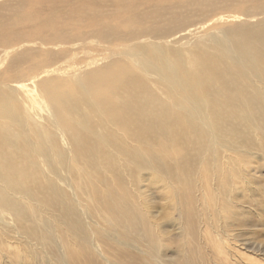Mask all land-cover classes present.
<instances>
[{
  "label": "bare ground",
  "instance_id": "bare-ground-1",
  "mask_svg": "<svg viewBox=\"0 0 264 264\" xmlns=\"http://www.w3.org/2000/svg\"><path fill=\"white\" fill-rule=\"evenodd\" d=\"M71 2L33 14L0 4V44L48 31L46 45L53 30L84 22L85 40L134 42L139 54L128 52L131 65L114 61L81 76L93 77L79 82L81 92L62 89L56 78L6 84L7 92L0 88V229L15 231L18 239L6 248L0 243L6 252L0 264L38 258L41 264H108L93 243L72 248L65 239L62 258L55 236L42 229L53 218L70 220L84 232L100 227L95 217L108 230L97 242L108 246L114 260L118 254L110 242L129 248L128 239H117L116 225L137 219L162 263L257 264L247 257L261 255L259 250L242 254L241 238L254 221L250 216L264 224V0H214L211 16H226L211 24L208 31L217 32L208 44L169 41L184 20L167 22L168 8L145 11L132 4L113 17L120 24L96 29L98 13L89 15ZM146 14L154 15L151 25ZM229 16L237 23L226 22ZM50 23L58 26L49 30ZM69 35L57 34L58 43H67ZM25 50L12 61L23 69H15L17 76L29 80L50 65L34 62ZM9 52L3 49L2 57ZM110 150L133 164L123 170L129 182L114 171ZM139 167L146 174L134 181ZM27 176L33 183L24 181ZM33 195L46 198L41 212L23 207L35 201ZM13 222L24 228V240ZM121 254L137 264L134 254ZM144 258L155 264L147 253Z\"/></svg>",
  "mask_w": 264,
  "mask_h": 264
},
{
  "label": "rangeland",
  "instance_id": "rangeland-1",
  "mask_svg": "<svg viewBox=\"0 0 264 264\" xmlns=\"http://www.w3.org/2000/svg\"><path fill=\"white\" fill-rule=\"evenodd\" d=\"M59 1V2H58ZM60 1L62 0H0V4L5 2L14 3V6H17L18 9L22 10V12L26 14H33L35 11L39 12L40 9H44L45 6H48L50 8H53L57 6L58 4L61 5ZM67 1V0H65ZM148 1L150 4H142L141 2ZM214 0H72L71 3H73V6L79 7L78 9L85 10L89 15L93 13H98L96 16L97 18L93 21L94 28L96 29H112L115 25L120 24L119 19H113L116 15H119L120 12L127 11L132 4H135L139 8H144L145 11H162L164 8H168L170 16L166 20L167 22H170L172 24H178L180 20H184L183 26L178 29V31L174 33L172 32V36H168L169 41H177L178 39H183V41H189L191 43L195 42H203L205 44H208V39L211 37H214L216 34V30L208 29L211 27V24L218 19L226 16V14H221L216 17L211 16L212 9L210 8L212 5H214ZM135 6V7H136ZM208 6V9H207ZM45 10V9H44ZM211 10V11H210ZM144 12V11H143ZM163 14V13H162ZM152 14H146V23L151 25L153 20ZM91 18V17H90ZM162 18L165 19L166 16L162 15ZM77 19V18H76ZM226 22L231 23H237L238 19L236 18H229L225 19ZM84 22L78 26H68V27H62L56 30H53V35L49 36V38H52L48 44H44L43 41L47 38L48 31H42L40 35L35 34H28V37L20 38V39H14L12 38V42H4V44H0V88L7 92L5 86L6 84L9 85H16L18 83L27 84L29 85L32 80H34L36 83L40 79H59L63 81V84H61L62 89L68 86H73L74 89L81 92L80 89L81 85L79 82H87L88 79H91L93 77H84L82 80H79L81 76L86 75V73H89L92 70H95L97 68H100L103 65H106L111 62H120L124 64L133 63L132 57L128 52H134L139 54V50L133 48L134 42H127L122 43V45H119V43L116 44H105L101 43L96 38H91L85 40L83 37H81V33L84 31L82 28L84 26ZM58 26V23L49 24L47 27L50 29L55 28ZM69 32L71 35H69V41L67 43H58L57 40V34H63L64 37L66 33ZM62 37V38H64ZM59 38V37H58ZM63 40V39H62ZM142 40H148L147 43H151V39L149 37H142L139 39V41ZM138 42V41H137ZM150 49H154L153 47H149ZM10 51L9 54L3 58L2 50ZM30 54V57L33 58L34 62L39 63H45L47 65H50L48 68H39L36 71V74L34 78L26 79L21 78L17 76L16 68L20 71L19 62L18 59L14 62L12 61L13 57L16 55L22 53L24 50ZM116 50H119L118 52H115ZM122 50V51H121ZM110 55V56H109ZM34 56V57H32ZM18 64V66H17ZM12 67V68H11ZM22 69V68H21ZM23 70V69H22ZM52 71L54 73H52ZM26 73V72H25ZM91 75V74H90ZM100 78V77H99ZM101 79V78H100ZM92 116V115H91ZM95 117V116H93ZM84 131L86 129H83ZM18 135V133H17ZM21 138V135H18ZM103 142V143H102ZM99 144V146L104 150L106 147L105 140H102ZM101 150V151H102ZM110 152L113 154L114 160H116L117 167L114 170L115 172L119 173L123 179H125L127 182H129L130 178H128L124 173L123 170L126 167H133L132 163L129 162H123L124 158L118 156L114 151L110 150ZM76 155V156H75ZM72 158H74L75 162L77 163V166L79 165V168L83 170L82 165L77 160V153L71 155ZM78 161V162H77ZM112 171V169L110 170ZM135 171V170H134ZM135 175L132 178L134 181H140L139 176L146 174V170L139 167L135 171ZM103 177H108V172H103ZM151 174V173H150ZM126 176V177H125ZM261 180L264 179V175H259ZM83 178V177H82ZM31 176H27L24 180L25 182L30 181V183H33ZM13 181L15 182V178H13ZM89 181V180H87ZM146 185V184H145ZM3 186V185H1ZM4 187V186H3ZM174 188V186H172ZM102 188V181L100 182V188ZM125 190V189H123ZM102 191V190H101ZM47 195V192L45 193ZM131 195V194H130ZM127 195V196H130ZM35 201L34 202H27L24 203L23 207L26 209V211H29L31 209L34 210V212H41L42 204L46 201L45 197H40L39 195L36 197L34 196ZM53 197H51L52 199ZM84 198V197H82ZM132 200H136V198H131ZM47 200L49 198L47 197ZM32 205V208L30 209ZM92 205L89 207L91 208ZM93 214V212H90ZM36 217H39L40 215H37L34 213ZM251 218H254L253 220H250L251 224H249V228L245 229V233L242 235V241L241 244L244 246V251H242V254H246L245 252H250L249 248H254L255 250H259L258 253L261 255L259 256H252L251 253H249L251 256H248L249 261H253L257 264H264V224H261L259 222H255V215L250 216ZM94 221L96 223H100V227L98 226H92L90 229L87 228L84 229V232L82 230H77L75 227L77 225H74V223L70 220L65 221V219H50L47 220V227L44 226L42 229L55 236V238L52 239L53 244L58 245V249L60 252V256L63 258V249H62V241L65 239V241L69 242V246L72 248H77L78 243H80L81 247H88L91 246V243L95 246L97 251H101L102 255L107 258L108 264H128L126 259H121L119 256H122L121 252L124 253H132L134 256H136L138 259L135 261H138L137 264H149L148 259L144 258L146 257V253L151 257L153 262L155 264H158V262H161V264H169V263H162V259L158 260L156 259L157 255V248L153 249L150 247H147L146 243V237L142 230V226H140V222L137 221V219L134 220V222H126L122 221V223L116 225L115 231L117 233L118 238H126L127 243L129 244V248H123L119 244H116L110 242L112 244L113 253H117L118 255H115L117 259H113L111 256H109L108 246L105 244H99L97 241L100 240V233L105 234L108 231L105 226H102V223L100 218L95 217ZM255 222V224H254ZM13 225L15 229L21 232V240L24 236L22 233L23 227L20 226V222H13ZM103 227V228H101ZM55 228V229H54ZM7 231L4 227L0 229V243L4 245V247H8L9 242H14L16 245V241L18 240L15 231L12 232ZM175 232H177L175 230ZM195 232V231H194ZM108 236V235H107ZM262 237V238H261ZM61 238V239H59ZM258 238V239H256ZM263 244V246H259ZM132 249V251H131ZM152 249V250H151ZM196 250V254L199 253L200 249L198 247H194ZM137 251H143L145 256L140 255ZM150 250V254L147 252ZM35 251L36 248H35ZM57 252V253H58ZM164 251H160L159 253H163ZM168 252V251H167ZM256 252V251H255ZM6 252H1L0 254H3ZM82 254V253H81ZM54 254H49L50 259L47 260V262L54 260ZM102 257L98 256V261L103 262ZM79 259H82L80 257ZM105 260V259H104ZM157 260V261H156ZM77 262V261H76ZM54 261L52 262V264ZM132 263V262H131ZM24 264H41L40 258H38L37 262H30L26 261ZM55 264V263H54ZM78 264V262L76 263ZM80 264V263H79ZM134 264V263H132ZM208 264V263H207ZM247 264V263H246Z\"/></svg>",
  "mask_w": 264,
  "mask_h": 264
}]
</instances>
